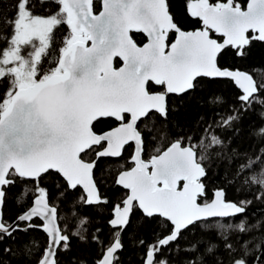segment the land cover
I'll return each mask as SVG.
<instances>
[{
  "label": "snow or ice",
  "instance_id": "obj_1",
  "mask_svg": "<svg viewBox=\"0 0 264 264\" xmlns=\"http://www.w3.org/2000/svg\"><path fill=\"white\" fill-rule=\"evenodd\" d=\"M186 12L199 27L183 30L170 0H0V264H63L73 237L97 246L91 264H122L129 228L141 264H264V220H248L249 208L264 209V167L254 172L264 125L249 132L251 153L232 149L251 199L224 188L210 198L205 183L213 154L226 157L253 115L264 120V79L228 62L264 46V0H186ZM203 78L226 88L202 95ZM193 101L206 109L199 138L186 116L169 126ZM129 147L113 181L123 195L90 231L76 205L111 203L97 171ZM18 184L32 199L9 219Z\"/></svg>",
  "mask_w": 264,
  "mask_h": 264
},
{
  "label": "trees",
  "instance_id": "obj_2",
  "mask_svg": "<svg viewBox=\"0 0 264 264\" xmlns=\"http://www.w3.org/2000/svg\"><path fill=\"white\" fill-rule=\"evenodd\" d=\"M248 0H239V2L245 7ZM172 5V12L175 14L176 19L179 23V26L183 30H193L200 25L196 24L193 18L189 17L186 12V0H170ZM97 9H99V2H97ZM67 34L66 26H63L62 33L59 34L58 38L62 39L63 35ZM138 41L142 40V36H137ZM173 39V37H172ZM58 54V51H57ZM49 59H52L50 57ZM229 63H235L240 67L241 70L248 71L254 74L257 80L264 79V46L257 45L253 51L251 56L245 61H232L229 60ZM120 62L118 60L115 61V67L120 66ZM47 66V62H46ZM203 82L205 85L204 92L201 94H206L207 92H219L225 90L226 86L222 84L212 83L209 79L203 78ZM225 95L228 93L225 91ZM175 99V98H173ZM187 99V98H186ZM206 109H197L195 105V101L189 106L187 113H185L182 108L180 113L177 116L172 118V123L169 125L172 127L177 119H180L183 122V118L186 116L189 128L191 131L186 130L187 135H195L197 138L201 136V133L196 130V122L198 120V112L203 114ZM260 109L257 108V112ZM211 118L209 114V119ZM264 125V120L259 119L257 115H253L250 120L245 122L244 126V138L234 140L231 144V147L228 150V154L226 157L222 159H216L215 154H213V159L216 160V163L213 165L209 178L205 181L209 191V197H213L214 191L218 188H224L227 192V196L230 200L232 199H251V193L256 191V188L250 187L249 185L244 183L245 177H238L236 174V170L238 165L243 163V159H238L237 156L232 154V149H238L241 156L246 151L251 153L252 146L256 145V141L254 139H249V132L253 126L260 127ZM204 125H200L202 128ZM181 130L179 128L175 129V132L179 133ZM176 137L173 136L172 139ZM264 146V145H262ZM156 147L155 144L150 146L149 151L154 150ZM132 152V148L129 147L123 154V159H119L114 161L113 163L103 165L100 170L97 171V177L102 179V193L111 201L108 205L102 206L100 208L81 209L80 205H76V210L81 212L82 215L89 216L93 223L87 225L89 230H94L95 227L100 226L104 223L109 217L112 208V204L118 202L123 195L124 190L121 188H117L113 181L118 174V170L120 165H127L129 163V155ZM148 153H146L147 156ZM228 157H231V160L235 161V163H229ZM264 166L257 165L254 172L258 173L261 168ZM239 190V191H237ZM8 204H7V215L8 218L11 219L17 213L22 210V207H27L32 199V193L29 191L27 194L23 191V185L18 184L17 186L8 190ZM19 200V204L17 201ZM259 211H264V209H254L249 208V216L248 220L250 223L255 222L256 219L264 220V216L256 215ZM63 214V212H62ZM244 219L242 216H238L235 218V221L238 223L240 220ZM64 226L68 229L69 232H74L78 227V220L75 216L69 214L67 219L64 221ZM107 232V227L103 229ZM131 228H129L128 233L124 235V243L126 246V250L122 252V264H141L140 256L143 249H138L137 247H133L131 242ZM199 234V233H198ZM206 237L210 240L215 241L217 239L214 232H209L205 234ZM36 238L38 240H43V234L37 233ZM148 239L151 240V236H148ZM72 243L74 245L73 251L64 256L63 264H73V261L77 259H85L91 264L97 258L98 249L95 244L88 246L79 242L75 237H73Z\"/></svg>",
  "mask_w": 264,
  "mask_h": 264
},
{
  "label": "water",
  "instance_id": "obj_3",
  "mask_svg": "<svg viewBox=\"0 0 264 264\" xmlns=\"http://www.w3.org/2000/svg\"><path fill=\"white\" fill-rule=\"evenodd\" d=\"M247 3H248V1H247ZM247 3H246V5H245V8L247 7ZM174 39H175V37H174ZM116 60H118L121 64H120V66H122V62L117 58ZM115 60V61H116ZM115 61H114V66H115ZM119 66V67H120ZM119 67H117V68H119ZM206 79H208V78H206ZM129 163H130V161H129ZM214 196V195H213Z\"/></svg>",
  "mask_w": 264,
  "mask_h": 264
},
{
  "label": "flooded vegetation",
  "instance_id": "obj_4",
  "mask_svg": "<svg viewBox=\"0 0 264 264\" xmlns=\"http://www.w3.org/2000/svg\"><path fill=\"white\" fill-rule=\"evenodd\" d=\"M174 37H175V36H173V40H174Z\"/></svg>",
  "mask_w": 264,
  "mask_h": 264
}]
</instances>
